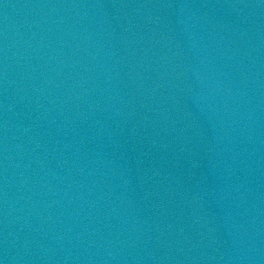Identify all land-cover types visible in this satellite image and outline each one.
<instances>
[{
    "label": "water",
    "instance_id": "water-1",
    "mask_svg": "<svg viewBox=\"0 0 264 264\" xmlns=\"http://www.w3.org/2000/svg\"><path fill=\"white\" fill-rule=\"evenodd\" d=\"M0 264H264V0H0Z\"/></svg>",
    "mask_w": 264,
    "mask_h": 264
}]
</instances>
